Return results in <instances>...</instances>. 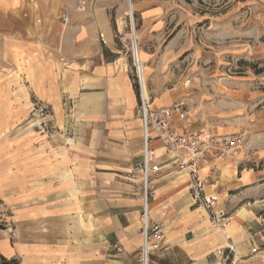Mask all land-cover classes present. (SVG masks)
Listing matches in <instances>:
<instances>
[{"label":"crops","instance_id":"0c3cea01","mask_svg":"<svg viewBox=\"0 0 264 264\" xmlns=\"http://www.w3.org/2000/svg\"><path fill=\"white\" fill-rule=\"evenodd\" d=\"M31 1L41 10L35 4L19 17L13 13L22 10L24 0H0L11 35L5 51L12 66H22L20 73L0 77V103L9 113L12 142L0 160V184L21 205L22 224L32 229L22 241L23 264H99L115 245L124 248V263L136 264L143 245V203L137 192L141 178L136 172L143 132L129 61L115 46L114 22L108 11L94 12L91 0H69L68 13H62L68 15V24L61 16L57 19L63 0ZM80 3L85 4L78 11ZM38 17L42 24L36 23ZM66 95L80 98L75 108L88 121L64 159L55 141L36 131L18 130L33 99L57 114L64 113L61 99ZM173 104L170 97L157 107ZM151 146L156 182L149 216L163 232V238L154 241L153 262L220 264L219 254H227L229 246L237 254L251 252L249 239L264 229V170L236 158L201 169V177L209 178L206 193L217 201L215 210L227 214L221 226L193 202L189 174L173 166L172 155L158 140ZM78 206L99 227V234L85 236L79 249L74 239L60 238L52 228L66 212L76 214ZM46 226L50 229L42 230Z\"/></svg>","mask_w":264,"mask_h":264},{"label":"rangeland","instance_id":"374dc122","mask_svg":"<svg viewBox=\"0 0 264 264\" xmlns=\"http://www.w3.org/2000/svg\"><path fill=\"white\" fill-rule=\"evenodd\" d=\"M63 1L57 19L61 16V22L68 24L69 19L62 20V16L68 15L62 13H68L69 0ZM31 2L24 0L22 10L13 15L22 17L35 4L41 10L37 2ZM131 3L134 34L129 0L90 1L94 12L108 11L114 22L115 46L129 61L138 98L142 75L135 61V44L145 66L142 85L146 86L153 108L161 109L157 105L171 97L174 104H181L188 113L189 130L207 129L216 135L242 134L244 145L229 158L264 170V0H131ZM83 4L76 10H82ZM5 14L0 10V77L20 73L22 69L11 65L5 51L6 40L11 37L6 31L9 23ZM36 23L43 21L38 17ZM79 101L78 96L71 99L64 96L61 99L64 113L56 114L50 105L33 99L18 132H39L58 143L67 159L70 145L75 138L80 139L79 129L85 128L88 121L75 108ZM139 106L140 102L138 117ZM8 117V111L0 103V160L5 159L2 154L12 145ZM3 169L2 162L0 173ZM4 190L5 185L0 184V221L6 227L0 231V255L23 264L26 257L22 256V241L32 229L22 224L21 205L14 203ZM81 208L78 206L76 214L61 215L52 227L58 237L74 239L72 244L77 249L85 244V236L99 234V227ZM249 242L251 252L237 254L229 246L227 254L224 251L219 254L220 264H264V244ZM93 243L99 245L96 238ZM107 253L109 256L97 260L99 264H126L124 256H120L123 254L113 248Z\"/></svg>","mask_w":264,"mask_h":264},{"label":"built area","instance_id":"2783aa9c","mask_svg":"<svg viewBox=\"0 0 264 264\" xmlns=\"http://www.w3.org/2000/svg\"><path fill=\"white\" fill-rule=\"evenodd\" d=\"M68 16H62L68 22ZM135 55V53H134ZM136 61V59H135ZM139 113L143 132L142 161L137 165L136 172L140 175L141 185L137 188L142 198V235L143 245L136 255L137 264H156L152 258L156 252L155 242L163 238L162 226L153 224L150 220V199L153 195L156 179L153 162L152 144L158 140L173 157V166L179 171L189 174L191 198L193 202L210 212L214 223L221 225L226 220L224 209L218 208L215 197L206 193L209 178L203 179L200 171L203 167L221 163L240 149L244 143L241 135H216L207 129L189 130L188 113L181 104H173L168 108L155 109L150 96L143 91L142 80L139 76ZM251 242L259 241L264 244V229L255 233ZM119 254L124 248L115 245Z\"/></svg>","mask_w":264,"mask_h":264},{"label":"bare ground","instance_id":"6f19581e","mask_svg":"<svg viewBox=\"0 0 264 264\" xmlns=\"http://www.w3.org/2000/svg\"><path fill=\"white\" fill-rule=\"evenodd\" d=\"M130 10V9H129ZM131 10L133 11V5H132V3H131ZM131 13H129V15H130ZM134 53H135V59H136V62H137V64H138V67H139V70H140V72H141V75H142V77H140V78H142L141 80H143V71H144V68H145V66H144V64L142 63V61L140 60V56H139V52H138V48H137V45L135 44V50H134ZM144 85V84H143ZM143 91H144V93H145V95H148V93H147V90H146V86L144 85V87H143Z\"/></svg>","mask_w":264,"mask_h":264},{"label":"trees","instance_id":"16d2710c","mask_svg":"<svg viewBox=\"0 0 264 264\" xmlns=\"http://www.w3.org/2000/svg\"><path fill=\"white\" fill-rule=\"evenodd\" d=\"M6 227L5 225L0 221V231L4 230ZM0 264H19L17 260H8L7 258L0 255Z\"/></svg>","mask_w":264,"mask_h":264},{"label":"water","instance_id":"95a60500","mask_svg":"<svg viewBox=\"0 0 264 264\" xmlns=\"http://www.w3.org/2000/svg\"><path fill=\"white\" fill-rule=\"evenodd\" d=\"M129 3H130V13H131V22H132V31H133V34L135 33V27H134V17H133V12L131 10V0H129Z\"/></svg>","mask_w":264,"mask_h":264}]
</instances>
